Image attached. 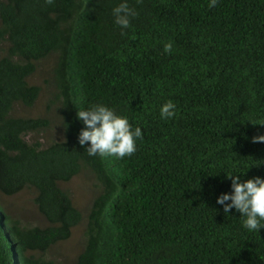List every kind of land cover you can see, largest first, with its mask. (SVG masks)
<instances>
[{"label":"trees","instance_id":"trees-1","mask_svg":"<svg viewBox=\"0 0 264 264\" xmlns=\"http://www.w3.org/2000/svg\"><path fill=\"white\" fill-rule=\"evenodd\" d=\"M86 1L78 26L76 0H0V220L15 239L0 238V264H264V229L216 203L232 190L225 173L264 177L251 139L264 134V0H128L138 15L125 30L121 0ZM168 100L176 116L162 120ZM96 103L142 129L134 154L90 157L78 143L77 110ZM80 173L86 212L62 186ZM23 191L39 224L3 204ZM79 226L77 255L53 254Z\"/></svg>","mask_w":264,"mask_h":264},{"label":"clouds","instance_id":"clouds-1","mask_svg":"<svg viewBox=\"0 0 264 264\" xmlns=\"http://www.w3.org/2000/svg\"><path fill=\"white\" fill-rule=\"evenodd\" d=\"M76 1V10L71 20H74V24L81 26L86 19L91 18L92 5H88L86 0ZM45 2L53 4L54 0H45ZM104 2L105 0H100V4L105 7ZM217 3L218 0H209V7H215ZM112 15L114 23L121 30H125L131 27V21L138 15V12L130 7L128 0H121V3L112 9ZM172 51V42L165 43L164 52L171 54ZM53 52L58 53L57 51ZM40 72H36L33 76L43 80V73L40 74ZM176 112V105L171 100L164 102L159 108V115L162 120L174 118ZM76 116V119L81 121L82 126L78 134V143L82 147L87 145L85 148L90 157L123 159L134 154L137 151V142L143 139V132L140 127H133L127 116L118 114L115 109L106 104H92L86 109L77 110ZM26 139L31 141L32 135H27ZM251 139L254 143H264V134L255 135ZM253 165L258 166L259 164H252L248 169ZM225 175L231 180L232 190L221 193L217 197L216 203L223 206L224 213L230 214L231 210L235 209L240 214L239 217L242 218V227L247 231L256 232L264 229V177L257 175L241 180L240 173H225ZM81 176L80 173L73 179ZM62 186L64 187V184ZM68 192L73 198L70 191ZM0 238L5 245L15 248L12 227L3 216L0 220Z\"/></svg>","mask_w":264,"mask_h":264},{"label":"rangeland","instance_id":"rangeland-1","mask_svg":"<svg viewBox=\"0 0 264 264\" xmlns=\"http://www.w3.org/2000/svg\"><path fill=\"white\" fill-rule=\"evenodd\" d=\"M32 80L35 81L34 79ZM42 105L43 104L40 103L39 107L41 108ZM64 188L70 191L76 206L86 212L93 197V190L91 189L90 182L88 183L84 181L82 176L76 177L69 183H66ZM32 197L33 196L29 191H23L19 195L13 197H7L5 195L1 196L4 205L10 209L12 214L19 215L20 219L23 220H30L32 224H39L40 217L38 213L35 212ZM81 231L82 226L75 228L73 237L62 246V249L59 246L55 247L52 250L53 254L54 250L58 249L61 251V256L64 258H73L77 255V252L79 251L78 244L81 237Z\"/></svg>","mask_w":264,"mask_h":264}]
</instances>
